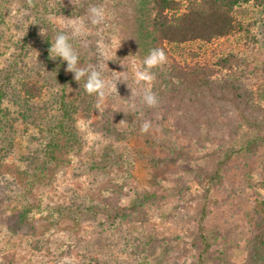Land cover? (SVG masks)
<instances>
[{
	"label": "rangeland",
	"instance_id": "1",
	"mask_svg": "<svg viewBox=\"0 0 264 264\" xmlns=\"http://www.w3.org/2000/svg\"><path fill=\"white\" fill-rule=\"evenodd\" d=\"M137 3L150 14L147 0H0V78L20 56L24 68L40 61L49 28L70 32V23L83 19L88 34L80 36L79 66H98L109 81L119 79L112 95L98 103L96 94L85 91L84 79L76 81L69 71L72 100L63 99L70 113L63 128L69 134L59 130L58 160L43 178L42 166L27 158L36 149L41 154L39 144L48 141L41 126L50 115L61 116V106L58 111L49 107L44 122L36 125L19 116L13 139L10 130L0 129V264H245L249 249L259 242L254 227L264 212V9L242 1L234 13L235 31L203 48L164 45L181 62L185 58L184 64L199 62L174 74L188 88L185 100L201 98L196 93L212 86L205 71L212 78L229 72L221 67V57L229 59L234 52L249 61L233 73L259 125L243 121L240 135L216 131L212 127L221 118L212 112L213 125L188 135L183 129L191 117L179 119L174 109L180 106L179 115L184 114L185 100L162 101L155 79L146 85L133 79L150 47L162 49L142 34ZM79 6H85V13L69 15ZM91 6L106 10L103 23L88 21ZM42 14L48 20L44 24ZM142 23L150 34V23ZM26 72L38 80L48 76L40 68ZM144 87L157 96L156 106L143 104ZM58 89L54 92L60 96ZM220 107L218 100L215 111ZM199 114L208 120L201 109ZM145 122L149 128L142 131ZM217 147L227 152L218 157ZM114 185L122 194L118 203H136L138 210L112 222L99 207Z\"/></svg>",
	"mask_w": 264,
	"mask_h": 264
},
{
	"label": "trees",
	"instance_id": "2",
	"mask_svg": "<svg viewBox=\"0 0 264 264\" xmlns=\"http://www.w3.org/2000/svg\"><path fill=\"white\" fill-rule=\"evenodd\" d=\"M150 3V14L147 10H143L142 4L137 3L138 8L136 14L138 19H140L139 25H142V34L157 42L156 45H160L164 50L168 60V66L165 65L153 68L155 73V86L160 91L157 96L163 101L165 98L170 100H185L186 88L182 87L181 83L175 81L174 74L179 70H186L190 67L197 66L199 62L185 63V58L178 60L177 57L170 54L169 48L164 45L170 43L176 46H187L192 43L198 45V47H204L209 45L214 38L227 36L231 32L235 31L237 19L235 12L237 11V5L242 1L248 0H200L198 8L196 4L197 0H190L189 3L185 4V0H147ZM261 6L264 9V0H251ZM37 5V2H34ZM209 7V8H207ZM207 8V9H206ZM61 10L66 11L65 8ZM69 15L81 16L85 13V6H79L78 10H73L69 12ZM43 24L46 22L47 18L44 14L41 16ZM150 23V34L145 32V27L142 22ZM48 22V20H47ZM51 24V23H50ZM247 29L246 31H248ZM60 30L50 29L44 34L43 40V51L40 55V61H37L36 65L32 68L26 67L22 64L23 56H20L19 60L15 64L10 65V67L3 70V74L0 78V129L3 131L7 128L11 131L10 138L14 136L17 129L15 127V120L19 116L32 119L30 122L33 124H39L44 122V115L48 116L49 107H54L57 111L59 108L61 116L57 114L50 115L48 118V123L41 126V129L47 131L48 141L41 146V154L38 155V150L36 153H31L28 155V160H32L36 163L39 168L41 167L40 174L43 178L48 167L55 161H57V149L61 145L59 140V130L66 131L65 126L66 120L70 119V113L67 110V100L69 97L68 86L70 83V74L66 70V61H62L60 58L53 59L51 57L52 53L49 51L50 42L53 41L54 36ZM250 33V32H249ZM253 42V37L251 38ZM82 37H76L72 43L73 47L77 52V49L81 51ZM78 42V43H77ZM80 43V44H79ZM253 42L252 45H254ZM152 45V44H151ZM150 45V46H151ZM158 48V46H151L150 49ZM78 53V52H77ZM79 63H82V53H78ZM230 58L221 57L219 63L221 67H225L226 72L220 78H215L209 74L208 71L204 72V77L207 82L209 77H211V84L207 83L206 88H202L197 95H201V98L190 97L188 100L184 101L188 110L184 114L179 115L180 106L175 107L177 111V116L180 118L191 117L190 121L187 120L190 125L185 126L183 130L187 131L188 135H194L196 128H201L206 125H213L216 117L213 116L212 112H217L221 119L219 123L215 124L212 128L216 131H222L225 129L231 130L240 135L243 133L244 129L241 126L243 121L250 123L252 126L256 127L259 125L260 119L254 113L252 108L253 103L246 99L247 95L244 92L243 84L240 81L239 76L233 73V70L238 67V65H248L249 61L244 59H239L234 52L228 54ZM81 59V60H80ZM82 65V64H81ZM39 66V67H38ZM40 68L44 73L48 72V76L45 78L35 79L26 72L28 69ZM186 68V69H185ZM199 69L200 67H196ZM255 65L250 62V69H254ZM206 82V81H205ZM55 86L59 87L61 95L58 92H54ZM60 98V102L56 99ZM70 100H72L69 97ZM189 99L191 101H189ZM221 103V107L215 111L214 105L218 102ZM6 104L3 106V104ZM59 105V106H58ZM190 108V109H189ZM200 109L203 111L204 117L208 120H203L201 117ZM32 111V114L28 112ZM60 113V112H59ZM56 115V121L54 118ZM228 117V118H227ZM177 119V120H179ZM187 119V118H186ZM213 119V120H209ZM227 119V121H223ZM259 119V120H258ZM264 123V120H262ZM178 124L183 128L184 125L179 120ZM180 128V129H181ZM69 134V132H64ZM200 137H198L199 139ZM257 141V140H256ZM255 141V142H256ZM218 157H222L223 152L227 150L222 147H217ZM130 174L121 178L123 181L126 178H130ZM127 183H120L125 184ZM118 185V184H117ZM114 185L106 192V197L104 198L105 204L99 207V210L105 214L109 221H116L120 217H126L135 214L138 210L136 203L131 205H125L122 202L118 203L121 199V192H117L116 186ZM262 206H264V200L262 201ZM258 233L254 238L258 239L259 242L255 240L254 247L249 249V253L245 259V264H257L260 259H264V212L262 218L258 220V223L254 227ZM261 244V246H260Z\"/></svg>",
	"mask_w": 264,
	"mask_h": 264
},
{
	"label": "clouds",
	"instance_id": "3",
	"mask_svg": "<svg viewBox=\"0 0 264 264\" xmlns=\"http://www.w3.org/2000/svg\"><path fill=\"white\" fill-rule=\"evenodd\" d=\"M88 21L91 25H98L104 22L106 18V10L103 7L91 6L88 9ZM70 32L63 30V27L58 31L54 40L50 42L49 51L52 53L53 59L60 58L66 61V70L74 74V79L80 81L84 79V89L88 94H96L98 103L106 100L112 95L116 81H109L105 78L102 70L98 66L80 67L79 55L73 47L72 41L79 36L88 34V27L83 19H77L70 23ZM110 60V59H108ZM107 60V61H108ZM167 61L166 54L163 49L153 48L150 49L148 54L142 60V67L136 68L133 71V79L137 84L144 83L145 85L155 79V73L152 72L153 68L165 64ZM117 89V88H116ZM143 104L154 107L158 103V98L151 91L150 88L144 87L141 95ZM149 128V123L145 122L141 130L146 131Z\"/></svg>",
	"mask_w": 264,
	"mask_h": 264
}]
</instances>
